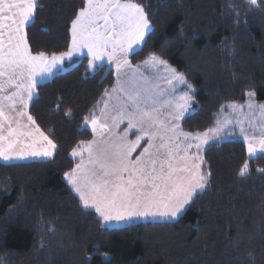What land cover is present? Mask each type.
Masks as SVG:
<instances>
[{
  "label": "trees",
  "instance_id": "16d2710c",
  "mask_svg": "<svg viewBox=\"0 0 264 264\" xmlns=\"http://www.w3.org/2000/svg\"><path fill=\"white\" fill-rule=\"evenodd\" d=\"M137 2L152 28L129 59L137 65L155 54L192 85L194 109L181 121L183 131L216 126L221 106L243 105L250 92L264 102V3ZM80 7L81 0H38L26 28L33 53L66 51ZM86 66L84 58L65 62L31 100L29 114L57 146L53 157L0 161V264H264V172L257 170L264 154L249 158L239 138L205 147L208 183L175 221L109 228L82 206L64 174L79 162L73 149L93 138L84 117L115 85L112 68ZM245 161L249 170L240 176Z\"/></svg>",
  "mask_w": 264,
  "mask_h": 264
},
{
  "label": "snow or ice",
  "instance_id": "6c2138e0",
  "mask_svg": "<svg viewBox=\"0 0 264 264\" xmlns=\"http://www.w3.org/2000/svg\"><path fill=\"white\" fill-rule=\"evenodd\" d=\"M257 2L248 0L250 5ZM37 9L38 0H0V159L52 158L57 146L28 113L29 101L43 78L65 61L81 55L87 59L86 71L93 72L107 61L115 68L112 93L119 103L110 108L106 101L100 117H84L94 136L99 129L101 140L81 141V151L73 149L71 155L80 156L81 163L65 172V179L83 207L94 209L104 224L178 217L208 183L202 171L204 146L229 134L232 119H217L216 126L204 132L181 129L180 121L191 108L192 85L155 54L135 67L129 59L152 28L145 6L137 0H81L68 29L67 50L51 55L33 53L29 46L26 28L34 22ZM141 67L163 68L167 75L161 79L170 91L138 76ZM122 74L128 79L121 81ZM177 85L186 86V91L177 95ZM104 95L109 96L107 90ZM252 96L247 108L252 115L259 110V120H249L248 128L242 126L246 118L236 121L249 158L264 154V104H256ZM125 121L124 133L117 134L115 129ZM132 130L139 134L129 141ZM248 170L245 161L239 175Z\"/></svg>",
  "mask_w": 264,
  "mask_h": 264
},
{
  "label": "rangeland",
  "instance_id": "374dc122",
  "mask_svg": "<svg viewBox=\"0 0 264 264\" xmlns=\"http://www.w3.org/2000/svg\"><path fill=\"white\" fill-rule=\"evenodd\" d=\"M149 32V31H148ZM147 35V33H146ZM146 37V36H145ZM144 42V41H143ZM143 42L141 43V45L137 46L135 48V51H137L143 44ZM134 51V52H135ZM142 63L140 64H137V65H142ZM168 64V63H167ZM169 65V64H168ZM136 65H133V67H135ZM170 66V65H169ZM171 68H173L172 66H170ZM174 69V68H173ZM115 73V72H114ZM179 73V72H178ZM116 75V74H115ZM130 75V73H129ZM138 76H142L144 79L148 80L149 82H151L152 84H158L160 88L162 89H165L166 91H170V86L166 85L165 81L163 79H161V77L163 76H166L167 74L163 71V68H161L159 71H156L154 69H151V68H147V67H141L140 70L138 71L137 73ZM116 77V76H115ZM128 79V76H125V75H121V81H124ZM177 95L183 93L184 91H186V86L184 85H177ZM109 93V96L108 97H103L102 101L100 103H98L93 109H92V116H96V117H100L101 116V111L102 109H104L105 107V102L107 101L108 104H109V107L111 108L113 105H116L119 103V101L117 100V94L115 93H112V89L108 92ZM250 94H254L253 92H250L247 94V99H246V102L243 104L244 106V109H243V112L240 111V104H237V103H227L225 104L224 106V109L222 110V112L220 113L219 115V118L221 121H223L224 119H229L231 118L232 119V126L229 128L228 130V133L227 135L223 136L222 138H220L219 140L217 141H224V140H228V139H231V138H239L241 140L244 141L243 139V134L241 133L240 131V125H237L236 124V121L239 120V119H245V123L242 125L243 127L245 128H248L249 127V124H248V121L251 120V121H258L259 120V110H256V115H252L251 111L247 108V105L248 103L250 102ZM252 99L255 101L256 104H264V102H258L256 97H255V94L254 96H252ZM194 105V101L192 99L191 101V108L189 110L188 113H186V116L188 114H190L192 111H193V106ZM229 105H235L236 108L233 109L231 107H229ZM28 109H29V106H28ZM29 113V112H28ZM114 114V113H113ZM185 116V117H186ZM91 119V117H89ZM182 121V120H181ZM181 121H180V124H181ZM109 124H111V119H109L107 121ZM24 123H27V119L26 117L24 118ZM83 126L87 129H89L91 132H92V129H91V126L90 124L88 125H85V122L83 124ZM257 128L260 127V124L257 123ZM181 127V125H180ZM127 128V122L125 121V123H123L118 129H115L116 133L117 134H123L124 133V130ZM182 129V128H181ZM183 130V129H182ZM185 132V131H184ZM93 134V133H92ZM139 133L136 131V130H132L131 132H129L128 134V140L129 141H134L136 139V135H138ZM253 133L251 131L248 132V135H252ZM95 139L97 140L98 142L101 140V137H100V134H99V129L97 131V134L94 136L93 134V138L92 140ZM91 141V140H90ZM87 142V141H86ZM212 142H215V141H210L208 144L212 143ZM145 144V146H147V142L146 141H143L142 144ZM207 144V145H208ZM205 145L204 146V150H205V147L207 146ZM76 150L78 152L81 151V148H80V144L79 146L76 148ZM204 153V151H203ZM260 154V153H258ZM257 154V155H258ZM248 155V154H247ZM133 156H135V153L133 154ZM249 157V156H248ZM76 158L79 162L81 163V158L80 156H77V157H74ZM253 158V157H252ZM44 159H49V158H43V157H39V158H27V159H24V160H20V161H29V160H44ZM19 161V160H18ZM84 161L86 162L87 161V153L84 154ZM76 167V166H75ZM74 167V168H75ZM64 179H65V176H64ZM66 183L68 184L67 180L65 179ZM68 186L71 188V185L68 184ZM72 190V188H71ZM73 191V190H72ZM74 192V191H73ZM75 193V192H74ZM76 194V193H75ZM77 195V194H76ZM77 197L79 198V196L77 195ZM81 202V201H80ZM82 204V203H81ZM83 206V205H82ZM188 206V205H187ZM187 206L185 207V209L187 208ZM185 209L178 215V217L176 218H169V219H161V218H155V219H152V218H149L147 220H140V219H137V220H133V221H128L126 223H116V222H111V223H108V224H104L103 222V226L105 227H109V228H119V227H124V226H127V225H130V224H133V223H137V222H141V221H160V222H163V221H175L177 220L181 215L182 213L185 211ZM94 210V209H93ZM95 211V210H94ZM98 216V214H97ZM99 217V216H98ZM100 218V217H99ZM101 219V218H100Z\"/></svg>",
  "mask_w": 264,
  "mask_h": 264
},
{
  "label": "crops",
  "instance_id": "0c3cea01",
  "mask_svg": "<svg viewBox=\"0 0 264 264\" xmlns=\"http://www.w3.org/2000/svg\"><path fill=\"white\" fill-rule=\"evenodd\" d=\"M75 58H82V56L81 55H78V56H76V57H74L73 59H75ZM65 62H69V61H65ZM103 65H107L108 67H110V68H112L113 70H114V72H115V68H114V66H111V65H109L108 63H107V61H105L104 63H103ZM66 70V68L63 66V67H58L57 69H54V71H53V74L51 75V76H48V77H45V78H43V80H42V82L41 83H43V82H46V81H49L57 72H60V71H65ZM115 74H116V72H115ZM116 76V75H115ZM115 84H116V77H115ZM36 94V93H35ZM35 97V95L33 96V98ZM32 98V99H33ZM30 103H31V101H29V105L28 106H30ZM146 147V146H145ZM19 159H14V160H10V161H4V160H2V159H0V161L1 162H3V163H16V162H24V161H18ZM45 160V159H44ZM29 161H31V160H29ZM91 210H93V209H91ZM94 211V210H93Z\"/></svg>",
  "mask_w": 264,
  "mask_h": 264
}]
</instances>
